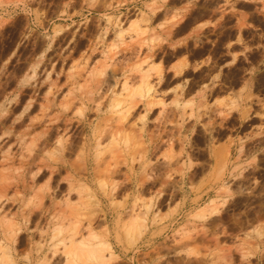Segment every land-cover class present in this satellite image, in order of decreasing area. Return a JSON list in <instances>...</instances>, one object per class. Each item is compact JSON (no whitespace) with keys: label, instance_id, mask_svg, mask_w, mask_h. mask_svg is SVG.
<instances>
[{"label":"rangeland","instance_id":"1","mask_svg":"<svg viewBox=\"0 0 264 264\" xmlns=\"http://www.w3.org/2000/svg\"><path fill=\"white\" fill-rule=\"evenodd\" d=\"M0 179L12 264H65L76 218L100 264H264V0H0Z\"/></svg>","mask_w":264,"mask_h":264},{"label":"bare ground","instance_id":"2","mask_svg":"<svg viewBox=\"0 0 264 264\" xmlns=\"http://www.w3.org/2000/svg\"><path fill=\"white\" fill-rule=\"evenodd\" d=\"M133 28V27H132ZM122 31V30H121ZM125 31V30H124ZM118 32H119V30H118ZM119 33H121V32H119ZM118 33V34H119ZM126 33V32H125ZM122 35H124V34H122ZM119 36H121V35H119ZM132 36V35H131ZM120 38V37H119ZM122 40V39H121ZM144 75V73H141V75ZM86 77V76H85ZM91 77V76H90ZM89 77V78H90ZM124 77V76H123ZM126 77H128V76H126ZM141 77V79H142V82H145V83H143L144 85H146L147 84V82L146 81H143L144 79H143V77L144 76H140ZM145 77H146V75H145ZM144 77V78H145ZM140 79V80H141ZM146 79V78H145ZM85 80V79H84ZM89 79H87V81H88ZM127 79H124V81H126ZM86 81V82H87ZM100 81V80H99ZM97 82H98V79H97ZM118 82V81H117ZM140 82V81H139ZM141 82V83H142ZM125 83V82H124ZM126 84V83H125ZM124 84V87H122L121 89H123V91L124 92H126V95H125V93H124V95L122 96V97H124V96H126V98L122 101V100H120L119 98H118V95H117V98L120 100H118L117 98L115 99V100H113L112 101V103L109 105L113 110H116L119 106H121L120 104L121 103H123L125 100H129L130 99V101L132 100V99H135L134 98V96H143V93H145V92H143V88H142V86L138 89V90H131V86H130V88L129 87H127L128 85H125ZM123 85V84H122ZM131 85V84H130ZM139 85H141L140 83H139ZM144 87V86H143ZM149 86L147 85L145 88H144V90L146 89V93L147 92H149V88H148ZM81 88V87H80ZM84 88H88V87H84ZM49 89H51V88H49ZM48 89V90H49ZM137 89V88H136ZM80 90V89H79ZM89 91H90V89H89ZM51 92V91H50ZM80 92V91H79ZM85 92V91H84ZM89 93V92H88ZM121 93V92H120ZM70 94V93H69ZM114 94V93H113ZM119 94V93H118ZM80 95V94H79ZM82 95V94H81ZM88 95V94H87ZM116 95V94H115ZM85 96V95H84ZM90 96V95H89ZM70 97V96H69ZM91 97V96H90ZM114 97H116V96H114ZM119 97H121V96H119ZM62 98H63V96H62ZM74 98V97H73ZM83 98V97H82ZM129 98V99H128ZM141 98V97H140ZM68 99V98H67ZM111 99H113V98H111ZM48 100V99H47ZM64 100H66V99H64ZM122 101V102H121ZM63 102V101H62ZM66 102V101H65ZM64 102V103H65ZM70 102L71 101H69V104H70ZM99 102V101H98ZM128 102V101H127ZM132 102V101H131ZM72 103V102H71ZM130 103V102H129ZM134 103H136V102H134ZM31 104V103H30ZM96 104V103H95ZM94 104V105H95ZM63 105V104H62ZM66 105V104H65ZM64 105V106H65ZM71 105V104H70ZM125 105V104H124ZM129 105H131V103L130 104H128L127 106H129ZM132 105H133V103H132ZM30 106V105H29ZM82 106V105H81ZM98 106V105H97ZM97 106H94V107H97ZM109 106H108V108H109ZM4 107V106H3ZM63 107V106H62ZM83 107V106H82ZM42 108V107H41ZM67 108V107H66ZM84 108V107H83ZM126 108V107H125ZM130 106L129 107H127L126 109H124V108H122L121 110L122 111H120V109H119V116L121 115V117H120V119L123 117L124 118V116H125V114H127V113H125V112H127V111H129L130 110ZM132 108H134V107H132ZM5 109V108H4ZM3 109V110H4ZM27 109H28V107H27ZM64 109V108H63ZM68 109V108H67ZM81 108H79V109H77V110H80ZM129 109V110H128ZM26 110V109H25ZM76 110V111H77ZM82 110H84V109H82ZM94 110H96V109H94ZM117 112V111H116ZM44 113V112H43ZM82 113H83V111H82ZM124 114V115H123ZM45 115V114H44ZM43 115H41V117H42ZM117 118V117H116ZM119 119V120H120ZM41 120V119H40ZM33 121V120H32ZM118 121V120H117ZM116 121V122H117ZM30 122V121H29ZM35 122V121H34ZM40 122V121H39ZM31 123V122H30ZM37 123V122H36ZM36 123H31V125L33 124V126H34V124H36ZM50 123V122H49ZM115 125H116V123H114ZM30 125V124H29ZM30 125V126H31ZM30 126H28V127H30ZM32 126V127H33ZM46 126V130H47V125H45ZM117 126H119V124L117 125ZM122 126V125H121ZM112 127L114 128V126L112 125ZM120 127V126H119ZM67 128V127H66ZM118 129V127L116 128V130ZM120 129H121V127H120ZM119 129V131L117 130V131H115L114 130V132L111 134V141H112V143L110 144V145H113V144H115V146L116 145H122V146H124V147H128L129 146V144H130V142H132L131 141V137H130V135L128 136L127 135V133L125 132V133H122L121 132V130ZM123 129V128H122ZM125 129H127V128H125ZM130 130V129H129ZM9 131V130H8ZM104 131V130H103ZM125 131V130H124ZM127 131V130H126ZM6 133V132H5ZM8 133V132H7ZM6 133V134H7ZM44 133H46V131L44 132ZM44 133H42L41 134V136H35V138L36 139H34V141L32 140L31 141V143L28 141L27 142V144L28 143H30L29 145H30V147H31V145H37L38 143L37 142H39L41 139L43 140V142H45V141H47V138L46 137H44L45 135H44ZM5 134V137L7 136ZM8 135H9V133H8ZM2 136V135H1ZM24 138V137H23ZM22 138V139H23ZM65 138V137H64ZM66 140H67V138H66ZM96 140V139H95ZM23 141H24V139H23ZM98 141V140H97ZM99 142V141H98ZM97 142V143H98ZM42 142H40V145H42L41 144ZM56 143H57V146L59 147H62L63 146V142H62V139L61 138H58L57 137V140H56ZM20 144V143H19ZM46 144V143H45ZM44 144V145H45ZM134 144V143H133ZM99 145V144H98ZM97 145V146H98ZM134 146H135V144H134ZM9 147V146H8ZM26 147V146H25ZM28 147V146H27ZM30 147H29V150H30ZM42 147V146H41ZM59 147V148H60ZM83 147V146H82ZM82 147H81V149H82ZM108 147H109V145H108ZM8 149L9 148H7V153H8ZM34 149V148H33ZM62 149V148H61ZM126 149V148H125ZM28 150V151H29ZM42 150V149H41ZM46 150V149H45ZM32 152V151H31ZM80 152V151H79ZM6 153V154H7ZM45 154H46V151L44 152ZM50 153H52V152H50ZM56 153V152H55ZM98 153V152H97ZM49 154V153H48ZM5 155V154H4ZM38 155V154H37ZM50 155V154H49ZM54 155V154H53ZM52 155V156H53ZM78 157H79V159H78V161L79 162H81L80 164H83V163H86L87 162V157H86V154H85V152H81V153H78ZM100 155V154H99ZM51 156V157H52ZM57 156V155H56ZM96 156H98V155H96ZM4 157V156H3ZM44 161V160H43ZM56 163H58V162H61L60 160H58V159H55L54 160ZM35 162V161H34ZM45 162V161H44ZM63 162H64V166L65 167H69V168H72L73 167V164H67L66 162L67 161H65V160H63ZM63 162H61V163H63ZM72 163V162H71ZM60 164V163H59ZM63 165V164H62ZM79 167V166H78ZM53 168V167H52ZM51 167L49 168V169H52ZM81 168V167H80ZM84 168V167H83ZM37 170H39L40 171V168H37ZM53 170V169H52ZM75 170H77L76 169V167H75ZM32 172H34V171H32ZM36 172V171H35ZM37 174H38V172H37ZM32 175H35L34 173H32ZM4 177V176H6L5 174H1V177ZM72 176V175H71ZM2 177V180H7V179H4ZM7 177V176H6ZM70 179H71V177L70 176H68ZM34 178V177H33ZM1 180V179H0ZM10 180V179H9ZM72 180V179H71ZM4 181V182H5ZM3 181L0 183V184H5ZM14 182H15V180H14ZM8 183V182H7ZM6 183V184H7ZM16 183V182H15ZM81 183V182H80ZM1 185L0 186V188L2 189H8V187L6 186V185ZM72 184H73V182L72 183H69L68 185H69V190H68V195H70V191H75L76 190V192L78 193H76L77 195H81V193H83V192H86V193H88V194H90L91 195V189H90V187L89 186H87V185H79V186H77V187H75V189L73 188L72 190H71V187H72ZM75 184V183H74ZM100 185V184H99ZM4 191V190H3ZM4 193V192H3ZM40 193V192H39ZM35 193V194H37V195H44V194H42V193ZM0 195H2V196H0V201H3L2 200V198L4 197L3 195H7V193L6 194H0ZM93 195V194H92ZM84 197H86V196H84ZM43 199V198H42ZM41 198L39 199V200H42ZM92 199V198H91ZM91 199H89V201L91 200ZM6 200V199H5ZM35 201V200H34ZM76 201V200H75ZM93 201H95V200H93ZM92 201V202H93ZM40 202V201H39ZM34 203V202H33ZM69 203V202H68ZM79 203V202H78ZM212 203V202H211ZM65 204H67V202L65 203ZM73 204V203H72ZM85 203H83V205H84ZM95 204H96V202H95ZM70 204H68V206H69ZM82 205V206H83ZM67 206V207H68ZM213 206V205H212ZM71 207H75V206H71ZM78 207H80V206H78ZM146 207H148V206H146ZM77 208V207H76ZM211 208V207H210ZM68 209H70L69 207H68ZM74 209V208H73ZM206 209H207V207H206ZM147 210H148V208H147ZM69 211H71V210H69ZM73 211V210H72ZM205 211L206 210H200V212H198V213H200V214H203V216H204V214H205ZM212 211V210H211ZM207 212V211H206ZM208 212H210L209 210H208ZM137 213H139V211L137 212ZM144 213V212H143ZM72 214V213H71ZM69 215H67V217H68ZM77 216V215H76ZM201 216V215H200ZM202 216V217H203ZM73 219V218H72ZM77 219V218H76ZM76 219H75V221H76ZM56 220V219H55ZM66 220V219H65ZM67 220H69V219H67ZM3 221H4V219H3ZM8 221V220H7ZM75 221H70V222H67V225L65 224V226L64 225H62V224H56L55 226H53L52 228H53V233H52V236L50 237L51 238V240L52 239H58L55 243L56 244H54L53 245V247L55 248V251L56 250H58L59 251V248H58V246H60V251L62 252V255L64 256V259H65V264H89V263H101V261H103L104 260V258L106 257V258H108V254L107 255H105V257H104V255H103V252L104 251H106V252H108V250L110 249L109 247V244L107 243V241H99L98 239L100 238V236L99 235H97V234H95V233H93V232H89V235L87 236V237H84V238H82V239H79L78 241L77 240H75V234H77V232H76V226L78 225L79 226V224H77L76 225V223H77V221L75 222ZM3 223V222H2ZM17 224V223H16ZM143 224H145V221H144V219L143 218H141L139 215H136V216H133L132 218H130V220H128L126 223H122L121 224V226L123 225V228L125 229V233L127 234V235H130L132 232H134L135 234H136V236H138V234L140 233V229L142 228V226H143ZM7 226H8V230L5 232V235H4V237H5V239L4 240H6V243H4V241L2 242V240H1V246H0V264H12L14 261H13V254H11V247H12V243H11V246L8 244V242H10V237H15L16 236V233H14V225L13 226H9L8 224H6ZM16 226H19V224L18 225H16ZM15 226V227H16ZM146 226V225H145ZM89 227V226H88ZM79 228V227H78ZM7 228H5V230H6ZM18 230V232L20 231V229H19V227H18V229H16L15 230V232ZM78 231V230H77ZM124 232V231H123ZM14 233V234H13ZM141 233H142V230H141ZM131 236H132V234H131ZM130 236V237H131ZM134 236V235H133ZM61 237V238H60ZM125 238V237H124ZM132 238V237H131ZM130 238V239H131ZM133 239V238H132ZM15 240V239H14ZM13 240V241H14ZM95 240L97 241V242H95ZM12 241V242H13ZM131 242V241H130ZM133 242V241H132ZM4 243V244H3ZM3 244V245H2ZM42 245V244H41ZM40 245V246H41ZM39 246V247H40ZM52 247V248H53ZM13 248V247H12ZM14 249V248H13ZM52 252V255L53 254H56L57 253V251L56 252ZM27 256V255H26ZM109 256H112V254H111V252L109 253ZM115 257V256H114ZM25 258H28V256L27 257H25ZM105 261H106V259H105ZM107 261H109V260H107ZM99 263V264H100ZM103 264V263H102ZM105 264V263H104Z\"/></svg>","mask_w":264,"mask_h":264}]
</instances>
